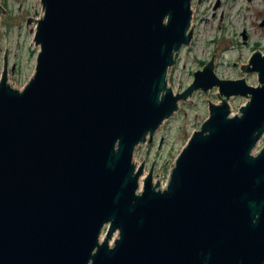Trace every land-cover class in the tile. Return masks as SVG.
<instances>
[{
	"label": "water",
	"instance_id": "water-1",
	"mask_svg": "<svg viewBox=\"0 0 264 264\" xmlns=\"http://www.w3.org/2000/svg\"><path fill=\"white\" fill-rule=\"evenodd\" d=\"M39 1L32 77L11 86L5 53L0 79V264H264V53L241 67L257 86L213 55L174 92L194 0ZM215 90L154 183L136 149Z\"/></svg>",
	"mask_w": 264,
	"mask_h": 264
},
{
	"label": "rangeland",
	"instance_id": "rangeland-1",
	"mask_svg": "<svg viewBox=\"0 0 264 264\" xmlns=\"http://www.w3.org/2000/svg\"><path fill=\"white\" fill-rule=\"evenodd\" d=\"M6 13H0V79L4 54L9 66L8 82L22 90L33 75V63L38 54L34 45L35 21L43 16L39 0H5ZM194 38L189 48H183L169 76L174 89L184 91L193 82V73L215 55V73L220 79L245 77L252 86L258 85L257 75H244L242 65L255 51L264 53V0H204L193 1ZM30 23L28 24V21ZM245 36L247 39L245 40ZM15 70L12 71V68ZM189 104L180 103V110L166 121L155 135L151 146L136 149L134 162L146 163L145 174L154 165V183L164 187L181 150L209 115V102L220 103L217 90L204 95L196 93ZM233 111L246 103L244 98H232ZM264 146V138L260 147ZM259 147V148H260Z\"/></svg>",
	"mask_w": 264,
	"mask_h": 264
},
{
	"label": "flooded vegetation",
	"instance_id": "flooded-vegetation-1",
	"mask_svg": "<svg viewBox=\"0 0 264 264\" xmlns=\"http://www.w3.org/2000/svg\"><path fill=\"white\" fill-rule=\"evenodd\" d=\"M5 0H0V13L2 14V12H5L6 10V7L4 5V2Z\"/></svg>",
	"mask_w": 264,
	"mask_h": 264
},
{
	"label": "bare ground",
	"instance_id": "bare-ground-1",
	"mask_svg": "<svg viewBox=\"0 0 264 264\" xmlns=\"http://www.w3.org/2000/svg\"><path fill=\"white\" fill-rule=\"evenodd\" d=\"M170 85V84H169Z\"/></svg>",
	"mask_w": 264,
	"mask_h": 264
}]
</instances>
